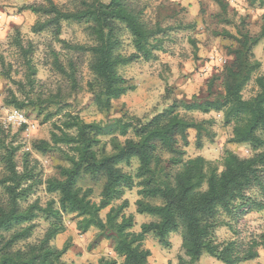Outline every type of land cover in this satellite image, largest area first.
Returning a JSON list of instances; mask_svg holds the SVG:
<instances>
[{
    "label": "trees",
    "instance_id": "1",
    "mask_svg": "<svg viewBox=\"0 0 264 264\" xmlns=\"http://www.w3.org/2000/svg\"><path fill=\"white\" fill-rule=\"evenodd\" d=\"M223 6V1L216 0ZM260 7L264 6V0ZM43 6H25L46 20L34 27L35 33L52 29L56 40L68 52L91 56L89 64L93 79L88 90L93 103L101 113L113 110V101L135 90V85L119 74V68L144 60L155 59L160 49L158 36L163 32L151 27L137 10L132 0H79L75 12H65L52 0ZM63 22L88 24L95 44L71 45L60 39ZM132 40L134 52L121 54L122 34ZM229 48V61L208 82V91L219 84V92L207 99L174 101L168 108L147 121L140 118L116 119L114 128L120 136L111 140L112 152H105L101 136L105 126L101 122L87 123L79 115L68 112L61 125L53 124L50 140L37 142L33 150L41 156L58 157L65 165L59 167L58 177L43 180L39 161L30 153L17 160L19 146L7 143L6 131L0 124V264H69L63 261L68 246L56 248L53 241L66 231L64 218L77 220V229L87 233L91 228L107 234L114 243L120 264H148L151 251L145 247L148 236H153L163 247L169 248L170 234L180 233L183 257L180 264H196L204 254L223 264H242L259 258L264 250V232L248 241L231 240L219 243L215 232L222 226V215L235 216L242 210L264 211V74L255 77L257 93L250 99L243 96L244 89L254 79L261 63L255 59L254 48L264 38V32L253 37L239 31ZM16 47L28 65V78L37 71L29 59L27 49L17 39ZM54 67L77 86V66L68 58L67 65L54 53ZM67 58V57H66ZM4 65V59L0 56ZM211 94L209 93V96ZM12 105L25 109L37 106L33 97L24 101L14 99ZM41 108V107H40ZM181 111H184L182 113ZM42 112V111H40ZM222 114L224 127H232L230 144L248 146L250 157L226 151L221 167L202 156L185 160L190 145L189 133L196 132L198 149L204 147L203 134H208L213 119L200 121L191 114ZM190 115V117L188 116ZM132 134V137H129ZM168 156V159H166ZM134 162L138 167L131 170ZM179 168L169 172L168 168ZM130 169V170H126ZM102 179L99 202L92 200L93 189H83L79 182L83 176ZM45 186L49 194L57 195L43 207L39 201L29 203L37 188ZM257 187L262 193L260 201L246 193ZM137 189L136 213L154 220L133 231L134 215H126L128 201L120 206L127 191ZM106 217L101 213L108 210ZM45 218L49 224L44 237L30 243L36 223ZM98 264H119L101 259Z\"/></svg>",
    "mask_w": 264,
    "mask_h": 264
},
{
    "label": "rangeland",
    "instance_id": "2",
    "mask_svg": "<svg viewBox=\"0 0 264 264\" xmlns=\"http://www.w3.org/2000/svg\"><path fill=\"white\" fill-rule=\"evenodd\" d=\"M58 8L65 12H75L80 7L79 0H52ZM132 0L137 10L142 11L144 21L151 27L162 29L158 36L160 49L155 52V59L144 60L119 68V74L135 85V90L113 101V110L105 115L98 111L93 103V97L88 90V83L93 79L89 68L91 56L68 52L56 40L52 29L35 33L34 27L46 19L29 11L20 12L25 6H43L46 0H0V124L6 131L7 143L13 142L19 146L17 160L21 162L23 154L30 153L39 161V173L43 180L58 177L59 167L65 165L58 157L41 156L33 150L37 142L50 140L53 124L61 125L64 115L68 112L79 115L87 123L101 122L105 132L101 136L105 152H112L111 140L118 136L125 138L115 130L113 121L116 119L130 120L140 118L147 121L159 112L168 108L174 101H191L192 98L207 99L213 93L219 92V84L214 91H208V82L231 61L229 48L233 40L228 36H237L239 31L248 32L258 37L264 32V6L255 0ZM31 49L29 59L37 71L30 83L28 65L24 55L16 47V41ZM60 39L71 45L93 46L95 44L89 32L88 24L63 22ZM123 46L121 54L129 56L134 52L131 37L122 34ZM54 53H58L62 64L67 65L68 58L77 66V86L60 74L54 67ZM255 59L261 63L254 79L244 89L243 96L250 99L257 93L255 77L264 74V38L254 48ZM67 57V58H66ZM207 68V73L203 70ZM200 77L202 80H197ZM183 89V90H181ZM209 93L211 94L209 96ZM26 96L33 97L37 106L27 105L18 109L12 105L14 99L24 101ZM41 107V108H40ZM14 111H21L25 123L10 122L9 116ZM42 111V112H40ZM184 113V111H181ZM188 116V115H187ZM190 117V115L188 116ZM196 120L213 119L215 123L208 134H203L204 147L198 149L196 132L189 133L190 145L186 149L185 160L202 156L221 167L226 151H231L241 157H250L248 146L230 144L232 127H224L222 114L211 113L202 115L191 114ZM132 137V134H129ZM168 159V156H166ZM138 163L134 162V170ZM179 168H168L175 172ZM130 170V169H126ZM3 167L0 163V178ZM102 179L83 176L79 185L83 189L92 188L94 202H99L103 186ZM138 190L127 191L120 206L128 201L126 215H134L135 232L141 230V225L154 220L148 215L136 213V201L140 198ZM247 197L260 201L263 196L257 187H252L246 193ZM57 200V195L49 194L45 186L36 189L29 203L39 201L45 207L50 201ZM108 210L101 213L106 217ZM243 211V210H242ZM235 216L222 215L223 221L216 232V240L221 242L240 240L248 241L255 235L264 232V211L245 210ZM37 227L33 238L34 243L42 239L49 228L45 218L35 221ZM77 220L71 216L64 218L66 231L54 241L56 248L69 247L63 258L66 263L98 264L101 259L117 261L122 259L114 252V243L107 234L91 228L87 233L77 229ZM169 248L159 244L153 236H148L145 247L151 251L148 264H180L183 257L182 237L180 233L170 234ZM196 264H223L221 261L204 254ZM242 264H264V250L254 261Z\"/></svg>",
    "mask_w": 264,
    "mask_h": 264
},
{
    "label": "built area",
    "instance_id": "3",
    "mask_svg": "<svg viewBox=\"0 0 264 264\" xmlns=\"http://www.w3.org/2000/svg\"><path fill=\"white\" fill-rule=\"evenodd\" d=\"M208 69L205 68L203 70V73H207ZM9 121L18 123L19 125L25 123L24 115L21 111H14L10 116H9Z\"/></svg>",
    "mask_w": 264,
    "mask_h": 264
},
{
    "label": "crops",
    "instance_id": "4",
    "mask_svg": "<svg viewBox=\"0 0 264 264\" xmlns=\"http://www.w3.org/2000/svg\"><path fill=\"white\" fill-rule=\"evenodd\" d=\"M197 80H202V79H200V77H198L197 78ZM203 81V80H202ZM181 90H183V89H181ZM191 132V131H190ZM192 132H193V130H192ZM69 251V250H68ZM67 254V253H66ZM152 254V253H151ZM65 257V256H64ZM69 264H74V263H69Z\"/></svg>",
    "mask_w": 264,
    "mask_h": 264
}]
</instances>
